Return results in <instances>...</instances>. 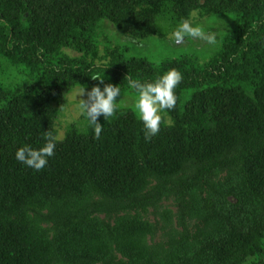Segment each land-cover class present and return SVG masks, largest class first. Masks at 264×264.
<instances>
[{
    "label": "trees",
    "instance_id": "trees-1",
    "mask_svg": "<svg viewBox=\"0 0 264 264\" xmlns=\"http://www.w3.org/2000/svg\"><path fill=\"white\" fill-rule=\"evenodd\" d=\"M195 12L237 22L206 62L126 45L103 64L123 90L182 72L172 123L148 142L122 107L100 140L84 118L58 136L66 92L99 84L105 21L141 43ZM45 132L36 172L15 153ZM0 264H264V0H0Z\"/></svg>",
    "mask_w": 264,
    "mask_h": 264
},
{
    "label": "clouds",
    "instance_id": "clouds-1",
    "mask_svg": "<svg viewBox=\"0 0 264 264\" xmlns=\"http://www.w3.org/2000/svg\"><path fill=\"white\" fill-rule=\"evenodd\" d=\"M218 37V28L206 26L204 22H198L192 16L182 18L168 35L169 41L175 46H183L186 43L215 46ZM183 78V73L177 69L169 70L154 81L148 82L133 79L129 75L125 77L128 87L136 93L134 111L143 123L146 141L151 142L152 138L160 133L164 114L175 110L178 102L177 88L183 82ZM92 79L99 80L100 83L90 90L85 85L77 86L74 96L84 118V133L87 134L91 130L94 132V139L100 140L104 129L100 117L103 116L109 122L116 116L124 107L122 104L124 91L120 85L105 84L104 74L94 75ZM121 96L123 98L118 100L117 98ZM42 140L43 143L39 147L26 145L18 148L15 153L16 160L36 172L43 171L48 166L49 159L55 156L59 138L51 132H45Z\"/></svg>",
    "mask_w": 264,
    "mask_h": 264
},
{
    "label": "rangeland",
    "instance_id": "rangeland-1",
    "mask_svg": "<svg viewBox=\"0 0 264 264\" xmlns=\"http://www.w3.org/2000/svg\"><path fill=\"white\" fill-rule=\"evenodd\" d=\"M194 19L198 22H204L206 26L218 28L219 29V37L218 43L215 46H198L195 43H186L183 46H175L171 44L168 39L169 33L175 29L178 25L172 19L171 15H163L159 17L158 21V30L157 34L149 40L141 41L136 43L132 41L128 36L120 33L110 22L105 21L103 23L102 28L100 29L101 34V48L100 55L103 56L104 59L100 60V64H108L113 59L111 52L113 49H116L120 46L128 45L129 55L128 56H142L149 58L153 63L158 64L163 59L171 58V57H180V56H193L198 58L201 62H206L211 57H213L220 50L223 39L231 34L235 30V26H237V22L234 20V17L231 15L221 16L220 18H204L201 16L200 12H195L193 15ZM236 22V23H235ZM111 50V52H110ZM104 56H108V59H105ZM97 74H104V83L115 84L111 78V71L108 66L103 65V68L100 67L97 70ZM96 74V75H97ZM99 81V80H98ZM100 83V81H99ZM92 86V85H91ZM95 86V84L93 85ZM92 86V87H93ZM92 87H87L90 90ZM103 87V85H101ZM69 90L65 94V98L63 104L59 105V114L57 118V129L58 136L60 138L65 137L66 131L71 122L76 120H81L83 116L80 113V109L78 107V101L74 96V90ZM124 98L118 97L117 99H122V104L124 107L134 111V104L136 100V93L132 89H124ZM135 112V111H134ZM167 123L172 121V118L166 113L163 116ZM172 123V122H171Z\"/></svg>",
    "mask_w": 264,
    "mask_h": 264
}]
</instances>
